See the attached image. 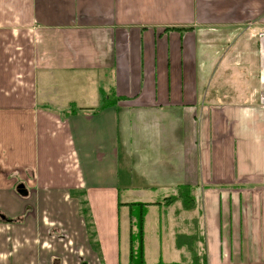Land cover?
<instances>
[{"label":"crops","instance_id":"0c3cea01","mask_svg":"<svg viewBox=\"0 0 264 264\" xmlns=\"http://www.w3.org/2000/svg\"><path fill=\"white\" fill-rule=\"evenodd\" d=\"M138 202L145 264H264V0H0V264H129Z\"/></svg>","mask_w":264,"mask_h":264},{"label":"trees","instance_id":"16d2710c","mask_svg":"<svg viewBox=\"0 0 264 264\" xmlns=\"http://www.w3.org/2000/svg\"><path fill=\"white\" fill-rule=\"evenodd\" d=\"M108 97H102V101L104 102L96 109L92 111V113H95L105 107L107 105L106 99ZM181 195L177 196H169L163 199L160 204H170L171 202L175 201L177 198H180ZM185 202V200H184ZM131 206L134 207V210H136V224L134 226L135 230L134 233L130 237V243L132 244V248H130L129 252V264H145L142 259V237H143V226H144V215L146 211V204L142 203H131ZM136 240V242L134 241ZM134 243H136V248H133ZM157 264H166V263H161L158 262ZM168 264H176V263H168Z\"/></svg>","mask_w":264,"mask_h":264},{"label":"rangeland","instance_id":"374dc122","mask_svg":"<svg viewBox=\"0 0 264 264\" xmlns=\"http://www.w3.org/2000/svg\"><path fill=\"white\" fill-rule=\"evenodd\" d=\"M240 30H242V28L240 29ZM107 85V84H106ZM108 87H109V84H108ZM106 89H107V86H106ZM161 191L162 190H158L157 191V193L155 192V193H152L153 194V196L151 195V197H153V199H155L156 197H163V195L164 194H161ZM163 201V200H162ZM140 203V202H139ZM142 204H144V203H142ZM133 207V206H132ZM146 208V207H145ZM151 217L149 216L148 217V221H149V219H150ZM155 219V218H154ZM154 219H153V221L151 222V219H150V223L151 224H149L148 223V225H147V229H149V230H151V228L153 227V222H154ZM129 220H130V222L132 223V224H136V210H134V207H133V209H132V214H131V216H130V218H129ZM155 223V226H156V222H154ZM135 242H136V240H134ZM191 247L193 248L194 247V242H193V240H192V242H191ZM136 248V246L134 247V249ZM197 257H196V259H195V261H193V258L191 259V262H192V264H205L204 263V258H203V254L202 253H198V251H197ZM199 255H201V256H199ZM149 259V258H148Z\"/></svg>","mask_w":264,"mask_h":264},{"label":"water","instance_id":"95a60500","mask_svg":"<svg viewBox=\"0 0 264 264\" xmlns=\"http://www.w3.org/2000/svg\"><path fill=\"white\" fill-rule=\"evenodd\" d=\"M17 191L18 193H20L21 195H25L26 194V190L24 189L23 185L20 184L17 186Z\"/></svg>","mask_w":264,"mask_h":264}]
</instances>
